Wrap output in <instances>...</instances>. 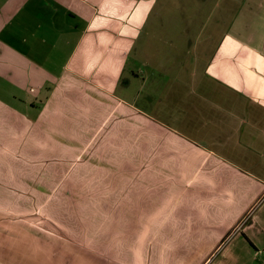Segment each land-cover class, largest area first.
<instances>
[{
    "label": "crops",
    "instance_id": "obj_1",
    "mask_svg": "<svg viewBox=\"0 0 264 264\" xmlns=\"http://www.w3.org/2000/svg\"><path fill=\"white\" fill-rule=\"evenodd\" d=\"M27 245L264 264V0H0V264Z\"/></svg>",
    "mask_w": 264,
    "mask_h": 264
},
{
    "label": "rangeland",
    "instance_id": "obj_2",
    "mask_svg": "<svg viewBox=\"0 0 264 264\" xmlns=\"http://www.w3.org/2000/svg\"><path fill=\"white\" fill-rule=\"evenodd\" d=\"M2 234V242H5V237ZM26 239H29L25 236ZM3 254L6 256V259L1 264H52L50 257L46 254L43 247H36L35 250L29 249V246H22L19 251V258L16 260L11 259L14 256V246H1ZM264 258V257H262Z\"/></svg>",
    "mask_w": 264,
    "mask_h": 264
}]
</instances>
